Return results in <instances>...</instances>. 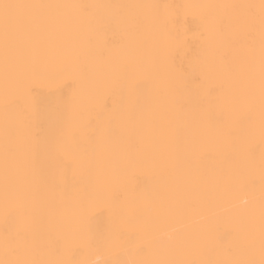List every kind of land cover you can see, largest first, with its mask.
Segmentation results:
<instances>
[{
  "label": "bare ground",
  "instance_id": "obj_1",
  "mask_svg": "<svg viewBox=\"0 0 264 264\" xmlns=\"http://www.w3.org/2000/svg\"><path fill=\"white\" fill-rule=\"evenodd\" d=\"M0 264H264V0H0Z\"/></svg>",
  "mask_w": 264,
  "mask_h": 264
}]
</instances>
